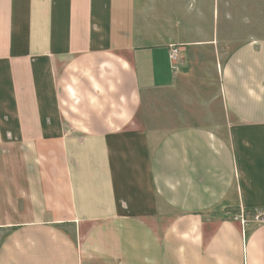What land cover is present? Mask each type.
<instances>
[{
  "label": "crops",
  "instance_id": "crops-1",
  "mask_svg": "<svg viewBox=\"0 0 264 264\" xmlns=\"http://www.w3.org/2000/svg\"><path fill=\"white\" fill-rule=\"evenodd\" d=\"M161 1L0 0V264H264V39Z\"/></svg>",
  "mask_w": 264,
  "mask_h": 264
},
{
  "label": "rangeland",
  "instance_id": "rangeland-1",
  "mask_svg": "<svg viewBox=\"0 0 264 264\" xmlns=\"http://www.w3.org/2000/svg\"><path fill=\"white\" fill-rule=\"evenodd\" d=\"M156 6L161 16L178 14V18H170L180 24L183 39L213 44L215 53L211 51L209 58L212 60L214 54L218 58L210 63L215 70L237 45L264 39V0H170ZM164 30L162 27L163 36ZM218 50L220 55L216 54ZM194 117L201 122L205 118L199 114Z\"/></svg>",
  "mask_w": 264,
  "mask_h": 264
},
{
  "label": "built area",
  "instance_id": "built-area-1",
  "mask_svg": "<svg viewBox=\"0 0 264 264\" xmlns=\"http://www.w3.org/2000/svg\"><path fill=\"white\" fill-rule=\"evenodd\" d=\"M170 47V59L175 61L179 57L181 49L175 44H172ZM236 218L240 221L243 228L250 224L264 223V210H241Z\"/></svg>",
  "mask_w": 264,
  "mask_h": 264
}]
</instances>
